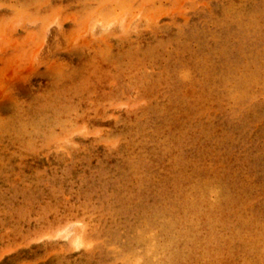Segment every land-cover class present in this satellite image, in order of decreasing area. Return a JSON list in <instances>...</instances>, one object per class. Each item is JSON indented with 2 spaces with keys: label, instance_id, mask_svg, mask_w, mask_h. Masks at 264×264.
Masks as SVG:
<instances>
[{
  "label": "rangeland",
  "instance_id": "1",
  "mask_svg": "<svg viewBox=\"0 0 264 264\" xmlns=\"http://www.w3.org/2000/svg\"><path fill=\"white\" fill-rule=\"evenodd\" d=\"M0 264H264V0H0Z\"/></svg>",
  "mask_w": 264,
  "mask_h": 264
}]
</instances>
